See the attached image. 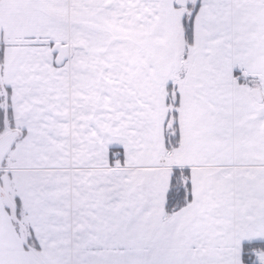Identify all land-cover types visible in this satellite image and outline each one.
<instances>
[{"label":"snow or ice","instance_id":"obj_1","mask_svg":"<svg viewBox=\"0 0 264 264\" xmlns=\"http://www.w3.org/2000/svg\"><path fill=\"white\" fill-rule=\"evenodd\" d=\"M0 264H264V0H0Z\"/></svg>","mask_w":264,"mask_h":264}]
</instances>
